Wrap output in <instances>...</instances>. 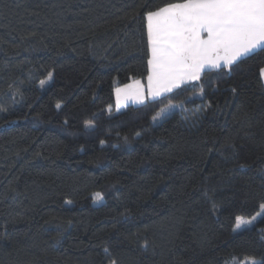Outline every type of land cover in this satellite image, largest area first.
Listing matches in <instances>:
<instances>
[{
	"label": "trees",
	"instance_id": "obj_1",
	"mask_svg": "<svg viewBox=\"0 0 264 264\" xmlns=\"http://www.w3.org/2000/svg\"><path fill=\"white\" fill-rule=\"evenodd\" d=\"M166 2L0 0V264L264 260V52L116 108Z\"/></svg>",
	"mask_w": 264,
	"mask_h": 264
},
{
	"label": "snow or ice",
	"instance_id": "obj_2",
	"mask_svg": "<svg viewBox=\"0 0 264 264\" xmlns=\"http://www.w3.org/2000/svg\"><path fill=\"white\" fill-rule=\"evenodd\" d=\"M143 18L147 35V84L145 87L141 81H135L133 93L141 102L145 91L155 99L189 81L199 80L205 69L230 71L242 58L264 52V0H168L154 10L145 11ZM259 75L264 80V68ZM48 79H52V73ZM44 83L41 81V85ZM132 87L126 86L128 90ZM120 91L117 89V94ZM231 92L237 94V89L233 87ZM90 126L86 122V127ZM93 199L102 201L103 196L95 192ZM260 209L264 210V204ZM258 215H264V211ZM256 218L237 215L233 230L253 223ZM104 251L108 253V249ZM110 264L117 262L112 260ZM239 264H264V260L245 257Z\"/></svg>",
	"mask_w": 264,
	"mask_h": 264
},
{
	"label": "crops",
	"instance_id": "obj_3",
	"mask_svg": "<svg viewBox=\"0 0 264 264\" xmlns=\"http://www.w3.org/2000/svg\"><path fill=\"white\" fill-rule=\"evenodd\" d=\"M208 70H215V69H205V71H208ZM203 73H202V75H203ZM135 81H137V80H135ZM135 81L127 84V85H132L133 86L131 90H128L126 88L127 85L117 88V89H121L122 90V91H120L119 94H117V89L115 90L116 108L118 110L124 109V108H126V107H128L130 105H140V104H143V103H145V102H147L149 100H153L152 97L147 95L146 91L143 93V96H144L143 102H141V100L136 99L134 97L133 93L135 92V87H136L135 86ZM139 81H141V80H139ZM190 82H193V81H189L187 83H190ZM141 83H142V85H144L146 87L147 81L145 83L141 81ZM187 83H185V84H187ZM263 83H264V80H263ZM165 94H167V93H165ZM159 97H161V96H159ZM159 97H156V98H159Z\"/></svg>",
	"mask_w": 264,
	"mask_h": 264
},
{
	"label": "rangeland",
	"instance_id": "obj_4",
	"mask_svg": "<svg viewBox=\"0 0 264 264\" xmlns=\"http://www.w3.org/2000/svg\"><path fill=\"white\" fill-rule=\"evenodd\" d=\"M174 110V107L173 106H170V107H167L165 109H163L158 115H157V119L159 121H162L163 120V117H165L166 115L170 114L172 111ZM259 215L257 214L256 217H258ZM247 219V218H245ZM245 225H242V227H244ZM241 227V228H242Z\"/></svg>",
	"mask_w": 264,
	"mask_h": 264
}]
</instances>
